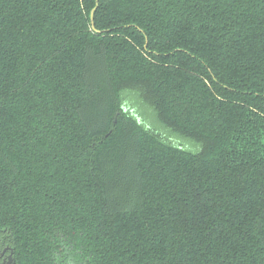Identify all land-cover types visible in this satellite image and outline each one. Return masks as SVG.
Instances as JSON below:
<instances>
[{
  "label": "trees",
  "instance_id": "16d2710c",
  "mask_svg": "<svg viewBox=\"0 0 264 264\" xmlns=\"http://www.w3.org/2000/svg\"><path fill=\"white\" fill-rule=\"evenodd\" d=\"M94 7L0 0V252L264 264V0H98L92 27Z\"/></svg>",
  "mask_w": 264,
  "mask_h": 264
},
{
  "label": "rangeland",
  "instance_id": "374dc122",
  "mask_svg": "<svg viewBox=\"0 0 264 264\" xmlns=\"http://www.w3.org/2000/svg\"><path fill=\"white\" fill-rule=\"evenodd\" d=\"M131 93L132 92L129 91L123 92V108L125 111L133 113V116L138 123L142 124L156 134H160L164 141L170 142L174 146L180 147L189 152H197L199 150V146L192 141L175 136L162 126L157 121L154 112L149 107L141 103L136 94Z\"/></svg>",
  "mask_w": 264,
  "mask_h": 264
},
{
  "label": "water",
  "instance_id": "95a60500",
  "mask_svg": "<svg viewBox=\"0 0 264 264\" xmlns=\"http://www.w3.org/2000/svg\"><path fill=\"white\" fill-rule=\"evenodd\" d=\"M97 5H98V0H95V7L90 12V21H91L92 27H93V23H92L93 13L97 9ZM108 134L106 136H108ZM3 255H6L5 258L3 259V264H14V260H13V256H12L13 255V252H12L11 248H9V247L4 248L0 252V257H2Z\"/></svg>",
  "mask_w": 264,
  "mask_h": 264
},
{
  "label": "flooded vegetation",
  "instance_id": "af4514ba",
  "mask_svg": "<svg viewBox=\"0 0 264 264\" xmlns=\"http://www.w3.org/2000/svg\"><path fill=\"white\" fill-rule=\"evenodd\" d=\"M6 255H3L2 257H0V264H3V259L5 258Z\"/></svg>",
  "mask_w": 264,
  "mask_h": 264
}]
</instances>
